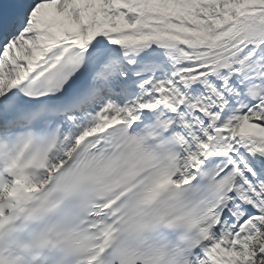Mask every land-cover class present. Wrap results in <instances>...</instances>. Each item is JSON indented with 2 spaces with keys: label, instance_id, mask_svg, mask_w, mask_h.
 <instances>
[{
  "label": "snow or ice",
  "instance_id": "snow-or-ice-1",
  "mask_svg": "<svg viewBox=\"0 0 264 264\" xmlns=\"http://www.w3.org/2000/svg\"><path fill=\"white\" fill-rule=\"evenodd\" d=\"M0 264H264V0H0Z\"/></svg>",
  "mask_w": 264,
  "mask_h": 264
}]
</instances>
